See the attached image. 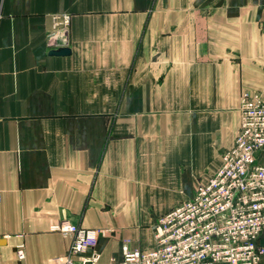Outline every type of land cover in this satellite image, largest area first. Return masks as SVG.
<instances>
[{"label": "crops", "instance_id": "1", "mask_svg": "<svg viewBox=\"0 0 264 264\" xmlns=\"http://www.w3.org/2000/svg\"><path fill=\"white\" fill-rule=\"evenodd\" d=\"M243 92L264 93V0H0V264H52L59 223L100 230L101 262L152 248Z\"/></svg>", "mask_w": 264, "mask_h": 264}, {"label": "built area", "instance_id": "2", "mask_svg": "<svg viewBox=\"0 0 264 264\" xmlns=\"http://www.w3.org/2000/svg\"><path fill=\"white\" fill-rule=\"evenodd\" d=\"M53 27L64 28L69 15L52 16ZM241 119L233 145L193 195L160 215L153 228L154 246H121V259L101 262L95 251L100 230L59 223L55 229L70 237L63 256L52 264H261L264 248V93L243 92ZM18 260L23 248L16 249Z\"/></svg>", "mask_w": 264, "mask_h": 264}, {"label": "water", "instance_id": "3", "mask_svg": "<svg viewBox=\"0 0 264 264\" xmlns=\"http://www.w3.org/2000/svg\"><path fill=\"white\" fill-rule=\"evenodd\" d=\"M68 54H69L68 48H58V49L49 51L50 56H65Z\"/></svg>", "mask_w": 264, "mask_h": 264}]
</instances>
